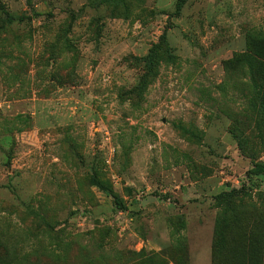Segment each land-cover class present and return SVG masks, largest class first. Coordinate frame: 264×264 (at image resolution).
I'll list each match as a JSON object with an SVG mask.
<instances>
[{
    "label": "rangeland",
    "instance_id": "obj_1",
    "mask_svg": "<svg viewBox=\"0 0 264 264\" xmlns=\"http://www.w3.org/2000/svg\"><path fill=\"white\" fill-rule=\"evenodd\" d=\"M0 264H264V0H0Z\"/></svg>",
    "mask_w": 264,
    "mask_h": 264
},
{
    "label": "trees",
    "instance_id": "obj_2",
    "mask_svg": "<svg viewBox=\"0 0 264 264\" xmlns=\"http://www.w3.org/2000/svg\"><path fill=\"white\" fill-rule=\"evenodd\" d=\"M23 20H24L23 18H20V19H18V22H22ZM255 168H256L258 173L263 171V168L261 166L256 165ZM91 182H92V184L97 185V183L94 179H92ZM233 192H235V191H233ZM235 193H237V192H235ZM113 205L117 210H119L121 212H125L127 210L126 206L121 201H119L118 199H115V198L113 199Z\"/></svg>",
    "mask_w": 264,
    "mask_h": 264
}]
</instances>
